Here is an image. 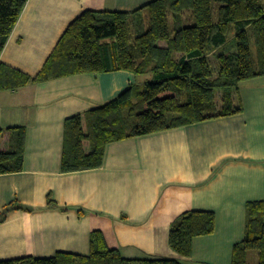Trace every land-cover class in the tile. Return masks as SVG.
I'll return each instance as SVG.
<instances>
[{
	"label": "crops",
	"instance_id": "obj_1",
	"mask_svg": "<svg viewBox=\"0 0 264 264\" xmlns=\"http://www.w3.org/2000/svg\"><path fill=\"white\" fill-rule=\"evenodd\" d=\"M152 1L27 0L0 63L36 77L84 12L132 13ZM182 20L194 23L191 12ZM219 50L207 56L209 64ZM251 53L256 62V50ZM149 80L115 71L0 91V129L26 130L22 172L0 175V213L12 203L30 209L12 210L0 224V262L87 257L90 233L99 230L125 260L231 264L244 239L246 204L264 207V76L238 84L240 114L110 143L100 168L61 172L66 120ZM2 143L0 152L8 148V133ZM188 211L214 213V232L195 237L191 255L180 257L169 247V230ZM257 262V252H249L247 264Z\"/></svg>",
	"mask_w": 264,
	"mask_h": 264
},
{
	"label": "trees",
	"instance_id": "obj_2",
	"mask_svg": "<svg viewBox=\"0 0 264 264\" xmlns=\"http://www.w3.org/2000/svg\"><path fill=\"white\" fill-rule=\"evenodd\" d=\"M26 2L0 0V54ZM183 12H191L193 25H183ZM130 16H134L132 24ZM216 49L220 50L214 56L218 64L214 77L207 56ZM115 71L150 75L151 80L66 120L62 173L100 168L110 143L240 114L238 84L264 76V0H153L132 13L86 11L70 24L36 77L0 63V91ZM4 133H8V148L0 152V175L22 172L26 130L0 129V139ZM12 210L30 212L12 203L0 213V224ZM263 212L261 202L246 204L244 239L234 246L231 264H247L252 251L257 252V264H264ZM214 224L212 212L181 214L170 225L169 247L180 257H189L192 240L212 234ZM0 264L185 263L179 259L125 260L116 249L108 248L101 231L94 230L87 257L57 253Z\"/></svg>",
	"mask_w": 264,
	"mask_h": 264
},
{
	"label": "rangeland",
	"instance_id": "obj_3",
	"mask_svg": "<svg viewBox=\"0 0 264 264\" xmlns=\"http://www.w3.org/2000/svg\"><path fill=\"white\" fill-rule=\"evenodd\" d=\"M184 25L186 26V24H184ZM251 47H252V51L255 50L253 45H251ZM253 60H255V56L253 57ZM210 64H211L210 65L211 69L213 70V75H214V77H216L217 72H218V64H217L215 59ZM254 65H256L255 61H254ZM1 147H4V143L0 144V148ZM253 252H255V251H253Z\"/></svg>",
	"mask_w": 264,
	"mask_h": 264
}]
</instances>
